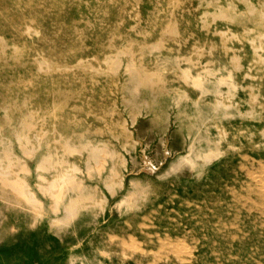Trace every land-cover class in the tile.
I'll return each instance as SVG.
<instances>
[{"label": "rangeland", "instance_id": "rangeland-1", "mask_svg": "<svg viewBox=\"0 0 264 264\" xmlns=\"http://www.w3.org/2000/svg\"><path fill=\"white\" fill-rule=\"evenodd\" d=\"M0 14V264H264V0Z\"/></svg>", "mask_w": 264, "mask_h": 264}, {"label": "bare ground", "instance_id": "bare-ground-1", "mask_svg": "<svg viewBox=\"0 0 264 264\" xmlns=\"http://www.w3.org/2000/svg\"><path fill=\"white\" fill-rule=\"evenodd\" d=\"M249 12V11H248ZM1 15V14H0ZM222 15V14H221ZM44 20V19H43ZM30 22V21H29ZM28 30V29H27ZM58 31V30H57ZM22 32V31H21ZM264 36V35H263ZM45 39V38H44ZM260 42V41H259ZM115 62H117V61H115ZM115 62H113V65H114V63ZM132 64V63H131ZM159 65V64H158ZM162 65V64H161ZM130 67H134L133 65L132 66H130ZM137 67V66H136ZM140 67V66H139ZM134 69V68H133ZM133 69H131V70H133ZM140 69V68H139ZM143 70V69H142ZM158 70V69H157ZM128 71V70H127ZM137 71V70H136ZM162 71V70H161ZM130 72V71H129ZM143 73L142 74H144V71H142ZM159 72V71H158ZM135 73V72H134ZM138 73V72H137ZM151 73H153V72H151ZM136 74V73H135ZM140 74V73H139ZM184 74V73H183ZM158 76H159V74H158ZM189 76V75H188ZM145 77H147V76H145ZM139 78V77H138ZM140 78H142V77H140ZM148 78V77H147ZM159 78V77H158ZM186 78H187V76H186ZM221 78V77H220ZM143 79H146V78H143ZM161 79V78H160ZM160 79H158L160 82H161V80ZM222 79V78H221ZM141 80V79H140ZM153 80V79H152ZM163 80V79H162ZM166 79H164V81H165ZM157 81V80H156ZM117 82V81H116ZM127 82V81H126ZM152 82V81H151ZM150 82V83H151ZM166 82V81H165ZM232 82V81H231ZM149 83V84H150ZM154 83V82H153ZM156 84H157V82H155ZM197 83V82H196ZM230 83V82H229ZM137 84V83H136ZM236 84V83H235ZM126 85V84H125ZM131 85V84H130ZM134 87V86H133ZM151 87V86H150ZM134 88H136V87H134ZM165 88V87H164ZM200 88V87H199ZM137 89V88H136ZM233 89V88H232ZM129 90H130V87H129ZM153 90V89H152ZM57 92V91H56ZM136 93V92H135ZM131 94V93H130ZM157 94V93H156ZM135 95V94H134ZM154 95V94H153ZM123 98V97H122ZM123 99H125V98H123ZM222 99V98H221ZM54 100V99H53ZM126 100V99H125ZM127 101V100H126ZM129 101V100H128ZM218 103V102H217ZM218 105V104H217ZM103 109V108H102ZM144 109V108H143ZM104 110V109H103ZM132 113V112H131ZM135 113V112H134ZM135 115V114H134ZM101 117V116H100ZM77 120V119H76ZM80 122V121H79ZM30 123V122H29ZM62 123V122H61ZM27 125H29V124H27ZM122 126V125H121ZM54 129V128H53ZM89 130V129H88ZM57 132V131H56ZM58 133V132H57ZM83 133V132H82ZM81 133V134H82ZM35 134V133H34ZM91 134V133H90ZM38 135V134H37ZM17 136V135H16ZM162 136V135H161ZM37 137V136H36ZM20 138V137H19ZM18 138V139H19ZM23 138V137H22ZM38 138H36L35 140H37ZM58 139H59V137H58ZM53 140H55V139H53ZM117 140V139H116ZM38 141V140H37ZM158 141V140H157ZM19 142V141H18ZM55 142V141H54ZM124 142H126V141H124ZM128 142V141H127ZM136 143V142H135ZM134 144V143H133ZM183 144V143H182ZM126 145V144H125ZM65 146V145H64ZM105 146H106V144H105ZM189 146V145H188ZM26 147V146H25ZM32 147H33V145H32ZM31 147V148H32ZM54 147V146H53ZM24 148V147H23ZM70 148V147H69ZM194 148V147H193ZM26 149V148H25ZM175 149V148H174ZM181 150H182V148H180ZM184 149V148H183ZM68 150V149H67ZM66 150V151H67ZM70 150H71V148H70ZM164 150V149H163ZM162 150V151H163ZM23 151H25V150H23ZM63 151V150H62ZM73 151H75V149L73 148ZM72 151V152H73ZM173 151V150H172ZM178 151H179V149H178ZM71 152V151H70ZM5 153V152H4ZM30 153V152H29ZM33 153V152H32ZM64 153V152H63ZM68 153V152H67ZM112 153H114V152H112ZM163 153V152H162ZM28 154V153H27ZM70 154V153H69ZM72 154V153H71ZM70 154V155H71ZM102 154V153H101ZM105 154V153H104ZM6 155V154H5ZM29 155V154H28ZM103 155V154H102ZM110 155V154H109ZM111 156V155H110ZM122 156V155H121ZM133 156H135V155H133ZM122 158V157H121ZM43 160H44V158H43ZM87 160V159H86ZM148 160V159H147ZM185 160V159H184ZM205 160V159H204ZM9 161V160H8ZM45 161H47V160H45ZM180 161V160H179ZM104 162H105V160H104ZM147 162V161H146ZM146 162H145V164H146ZM154 162V161H153ZM209 162V161H208ZM7 163H9V162H7ZM44 163V162H43ZM47 163V162H46ZM100 163V162H99ZM162 163V162H161ZM11 164V163H10ZM72 164V163H71ZM88 164V163H87ZM191 164H193L194 165V163H191ZM132 165V164H131ZM151 165V164H150ZM178 165V164H177ZM6 166H8V165H6ZM5 166V167H6ZM86 166V165H85ZM20 167V166H19ZM26 167V166H25ZM134 166H132V168H133ZM179 167V166H178ZM11 168H12V166H11ZM103 168V167H102ZM147 168V167H146ZM155 168V167H154ZM22 169H24V168H22ZM21 169V170H22ZM78 169V168H77ZM97 169V168H96ZM175 169V168H174ZM173 169V170H174ZM6 170V169H5ZM7 170H8V168H7ZM6 170V171H7ZM18 170V169H17ZM20 170V171H21ZM131 170V169H130ZM141 170V169H140ZM144 170H146V169H144ZM176 170V169H175ZM1 171V170H0ZM116 171V170H115ZM147 171V170H146ZM10 172V171H9ZM13 172V171H12ZM22 172V171H21ZM117 172V171H116ZM148 172V171H147ZM60 173H62V172H60ZM150 173V172H149ZM59 174V173H58ZM64 174V173H63ZM67 174H69L70 175V173H67ZM66 174V175H67ZM112 174V173H111ZM119 174V173H118ZM0 176H2V175H0ZM5 176V175H4ZM119 176V175H118ZM57 177V176H56ZM55 177V178H56ZM66 177V176H65ZM17 178V177H16ZM54 178V177H53ZM73 178V177H72ZM71 178V179H72ZM79 178V177H78ZM123 178V177H122ZM43 179V178H42ZM46 180V179H45ZM65 179L64 178H61V179H59V180H57V181H53V182H51L50 183V185H49V189H50V192L52 193V195H53V198H54V200H53V203H54V201H55V204L57 205L58 204V201L60 200V194H61V188L63 187L62 186V184H63V181H64ZM81 180V179H80ZM22 181V180H21ZM44 181V180H43ZM75 182V181H74ZM137 182H139V181H137ZM2 183V182H1ZM114 183V182H113ZM9 184V183H8ZM37 184V183H36ZM73 184V183H72ZM110 184V183H109ZM4 185H5V183H4ZM69 185V184H68ZM77 186V185H76ZM7 187V186H6ZM11 187H13V189H15L16 190V193L18 192L20 195H22L23 197H25V199H27V200H29V201H34V198L33 197H31V196H29L27 193H26V191H25V188H27V187H24V185L19 181V180H15L14 179V181H12L11 182ZM11 187H9V188H11ZM107 188V187H106ZM142 188V187H141ZM140 188V189H141ZM77 189V188H76ZM108 189V188H107ZM143 189V188H142ZM142 191V190H141ZM71 192V191H70ZM43 194V193H42ZM76 194H78V193H76ZM33 195V194H32ZM81 195V194H80ZM112 195V194H111ZM77 196V195H76ZM75 196V197H76ZM79 196V195H78ZM77 196V197H78ZM134 196V195H133ZM76 197V198H77ZM22 198V197H21ZM51 198V197H50ZM125 198V197H124ZM3 199H5V198H3ZM77 199H81V198H77ZM8 200V199H7ZM36 200V199H35ZM28 201V202H29ZM69 201H70V199H69ZM78 201V200H77ZM123 201V200H122ZM16 202V201H15ZM72 202V201H71ZM71 202L69 203V205H66V207H65V213H66V216L68 217V216H72V214H75L74 213V210H73V205L71 206L70 204H71ZM74 202H75V200H74ZM96 202V201H95ZM121 202V201H120ZM120 202H118V203H120ZM40 203V202H39ZM38 203V204H39ZM104 203V202H103ZM77 204V203H76ZM82 204V203H81ZM87 205V204H86ZM93 205V204H92ZM119 205V204H118ZM100 206V205H99ZM57 207V206H56ZM7 208V207H6ZM84 208V207H83ZM35 209V208H34ZM57 209H58V207H57ZM81 209H82V207H81ZM64 210V209H63ZM39 215V214H38ZM56 221V220H55ZM51 222H52V220H51ZM58 222V221H57ZM60 222V221H59ZM65 222V221H64ZM67 222V221H66ZM69 222V221H68ZM58 224V223H57ZM143 224H145V223H143ZM150 226V225H149ZM12 227V226H11ZM141 232H143V231H141ZM156 234V233H155ZM114 235V234H113ZM127 236V235H126ZM129 238V237H128ZM129 240V239H128ZM117 241H118V239H117ZM135 241V240H134ZM140 241V240H139ZM164 241V240H163ZM183 242V241H182ZM117 244V243H116ZM122 244V243H121ZM120 244V245H121ZM166 244V243H165ZM186 244V243H185ZM184 244V245H185ZM123 245V244H122ZM121 245V246H122ZM170 245H172V244H170ZM116 246V245H115ZM185 247V246H184ZM141 248V247H140ZM183 248V247H182ZM154 249V248H153ZM169 249V248H168ZM180 249V248H179ZM187 249V248H186ZM189 249V248H188ZM171 250V249H170ZM119 251H123V250H119ZM150 251H151V249H150ZM183 251V250H182ZM106 252V251H105ZM104 252V253H105ZM104 253H102V254H104ZM173 253V252H172ZM175 253V252H174ZM182 253V252H181ZM100 254V253H99ZM92 256V255H91ZM121 256H123V255H121ZM129 256V255H128ZM160 256V255H159ZM182 256V255H181ZM125 257H126V255H125ZM151 257V256H150ZM134 258H135V256H134ZM133 258V259H134ZM165 258V257H164ZM75 259V258H74ZM159 259V258H158ZM181 259V258H180ZM218 259V258H217ZM146 260V259H145ZM178 260V259H177ZM182 260V259H181ZM187 260H189L190 261V259H187ZM120 261V260H119ZM165 261V260H164ZM168 262H169V260H168ZM98 263V262H97ZM186 263V262H185ZM218 263V262H217ZM166 264V263H165Z\"/></svg>", "mask_w": 264, "mask_h": 264}]
</instances>
